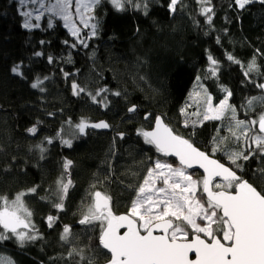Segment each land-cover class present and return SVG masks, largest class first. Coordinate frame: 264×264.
<instances>
[{
  "label": "trees",
  "instance_id": "16d2710c",
  "mask_svg": "<svg viewBox=\"0 0 264 264\" xmlns=\"http://www.w3.org/2000/svg\"><path fill=\"white\" fill-rule=\"evenodd\" d=\"M146 3L147 14L130 7L117 12L102 0L93 12L97 34L89 39L81 32L84 47L59 18L49 28L45 13L32 23L39 27L25 28L19 0H0V197L28 193L24 201L39 236L23 247L14 238L0 241V257L12 264L108 261L98 244L99 222L79 221L96 191L110 198L114 214L130 210L148 170L162 159L138 134L150 131L157 117L264 193V156L250 141L231 136V112L204 120V108L192 104L194 93L204 89L214 105L231 92L236 119L247 123L264 114V89L257 87L264 84V4L253 0L241 9L235 0H210L209 24L197 0H180L174 12L170 0ZM228 54L245 67L255 56L259 71L245 77ZM209 55L219 62L214 77L207 72ZM17 65L22 76L12 71ZM37 80L43 91L32 87ZM73 84L85 91L74 95ZM132 106L135 112L128 111ZM81 121H105L110 130L81 135ZM222 138L227 139L213 152ZM234 151L253 154L236 168L227 154ZM66 161H71L67 172ZM62 180H71V186L59 210L54 205L60 203ZM49 216L57 218L52 227ZM65 226L71 229L68 241L61 240ZM74 250L78 254L70 256Z\"/></svg>",
  "mask_w": 264,
  "mask_h": 264
},
{
  "label": "snow or ice",
  "instance_id": "6c2138e0",
  "mask_svg": "<svg viewBox=\"0 0 264 264\" xmlns=\"http://www.w3.org/2000/svg\"><path fill=\"white\" fill-rule=\"evenodd\" d=\"M117 12L127 9H143L147 14L146 0H108ZM180 0H170L169 10L176 11ZM201 5V15L211 24L213 8L210 0H197ZM253 0H235L236 5L243 9ZM23 5L39 4L38 8L23 11L24 27H39L31 23L34 16L39 22L41 17L49 14L48 27H53L52 20L59 18L64 26L77 38V42L88 45L80 37V28L74 20L84 28L90 29L88 38L95 36L98 30L96 17L92 15L102 0H19ZM264 4V0H260ZM219 43V41H217ZM67 43V41L65 42ZM40 55V53H36ZM227 59L239 64L244 70L245 77L252 72L259 71L255 56L245 67L239 60L228 54ZM209 68L207 72L216 76L219 62L208 56ZM51 62V58H49ZM13 73L22 76L20 66L12 69ZM46 79V78H45ZM200 77H197L199 82ZM43 82L37 80L33 88H41ZM73 94L79 95L85 89L73 84ZM202 87V86H200ZM264 89V84H257ZM227 92V89H223ZM98 92L96 96H99ZM119 95V93H115ZM197 96L201 93L197 92ZM204 120H220L231 112L234 121L229 128L231 136L239 141L242 138L255 145L259 154L264 156V114L258 120L245 122L236 119V109L228 103L231 92L218 105L213 104V98L204 89ZM257 98L247 101L251 108ZM93 102H98L93 96ZM135 106L128 109L135 112ZM183 111V110H182ZM199 115V109L196 113ZM147 118V117H146ZM194 124L197 122H193ZM258 125V133L255 131ZM187 126V122L185 123ZM108 128L105 122L89 124L81 121L77 125L81 135L85 129ZM35 132V129H30ZM145 143L153 145L157 152L164 156H175L181 167H174L170 163L156 161L154 168H150L142 184L136 191L128 214L116 215L112 211L110 198L99 191L93 194V201L87 213L79 221L80 224H90L93 221L100 224L99 244L111 254L108 264H264V193H261L247 180L237 175L233 168L226 167L216 159L199 151L193 144L165 126L160 117L156 118L154 131H140ZM227 138L217 142L213 152L219 151V145ZM51 142V141H49ZM71 146L70 141H64ZM228 158L236 168L242 166L237 161L248 160L253 154L244 152H229ZM71 161H66L64 169L67 172ZM198 166L203 169V179L194 180L186 169ZM264 175V169L261 170ZM219 177L220 182H215ZM202 185V193L199 192ZM71 186V180L58 182L60 203L54 206L63 210V199ZM234 189V191H233ZM36 189H29L35 193ZM28 193H17L14 199L0 197V241L15 239L18 246L23 247L27 241L39 238L35 226L31 223L32 212L27 208L24 196ZM206 197V199H205ZM56 217L47 218L48 226L52 227ZM121 229H125L121 233ZM190 230V231H189ZM159 233V234H157ZM71 229L65 226L61 240L68 241ZM70 252L69 255H73ZM78 254V253H75ZM194 254V258L190 257ZM0 264H12L11 261L0 257Z\"/></svg>",
  "mask_w": 264,
  "mask_h": 264
},
{
  "label": "rangeland",
  "instance_id": "374dc122",
  "mask_svg": "<svg viewBox=\"0 0 264 264\" xmlns=\"http://www.w3.org/2000/svg\"><path fill=\"white\" fill-rule=\"evenodd\" d=\"M53 2H54V0H53ZM45 3H47V0H45ZM23 7H24V11H31V10H33V9H35V8H38V7H39V4H36V5L27 4V5H23ZM22 12H23V10H22ZM35 14H36V13L34 12L33 19H32V21H31V23H33V22L35 21V19H34ZM92 15H93V13H92ZM63 23H64V22H63ZM74 23H76L77 27L80 28V37H82V36H81V32H82L83 30L86 31V32H88V33L91 31L90 29L84 28L82 25H80L78 20H74ZM67 29H68V28H67ZM68 30H69V29H68ZM69 32H70V31H69ZM75 38H76V37H75ZM204 100H205V96L203 95V93H201L200 96H197L196 93H194V98H193V100H192V104H193V105L198 104V105L200 106V108H204V107H205V105H204ZM257 120H258V119H257ZM255 131L258 133V131H257L256 129H255ZM158 161L166 162V163H170V164H172L174 167H180L178 164L174 163V162L171 161V160L165 159V158L159 159ZM154 166H155V164H154ZM154 166H153L152 168H154ZM188 173L190 174V172H188ZM191 175H192V177H193L194 180H198V181L201 180V179H200V176H199L198 174H195V173H194V174H191ZM199 192L202 194V185L200 186ZM189 231H190V230H189Z\"/></svg>",
  "mask_w": 264,
  "mask_h": 264
},
{
  "label": "water",
  "instance_id": "95a60500",
  "mask_svg": "<svg viewBox=\"0 0 264 264\" xmlns=\"http://www.w3.org/2000/svg\"><path fill=\"white\" fill-rule=\"evenodd\" d=\"M161 118V117H160ZM161 120H162V122H163V124L165 125V126H167L166 124H165V122H164V120L161 118ZM101 122H104V121H101ZM99 123V122H98ZM106 123V122H105ZM93 124V123H92ZM155 127H156V119L154 120V124H153V128L150 130V131H148V132H151V131H154L155 130ZM167 127H169V126H167ZM170 128V127H169ZM94 130V131H100V132H107V131H109V128H91V127H88V128H86L85 129V131L86 130ZM171 129V128H170ZM174 133V132H173ZM175 134V133H174ZM153 146V145H152ZM194 146V145H193ZM154 147V146H153ZM194 147H196V146H194ZM155 148V147H154ZM197 148V147H196ZM199 151H201L199 148H197ZM203 152V151H202ZM205 153V152H204ZM165 158L166 159H170V160H173L174 162H176L178 165H180L179 164V160H178V158L177 157H175V156H165ZM209 158H211V159H214V158H212V157H210L209 156ZM218 161V160H217ZM218 162H220V161H218ZM221 163V162H220ZM223 164V163H222ZM225 165V164H224ZM181 166V165H180ZM226 167H228L227 165H225ZM186 171L187 172H198V173H200L202 176H204V173H203V169H201V168H199L198 166H194L193 168H191V169H186ZM215 182H220V179H219V177H217L216 178V180L214 181V183ZM203 194V193H202ZM205 199H206V197H205ZM110 205H111V201H110ZM120 215H125V214H120ZM121 231V233H123L124 231H125V229H121L120 230ZM157 234H159V233H157ZM98 244H99V241H98ZM99 247H100V249L101 250H103L104 252H106L107 254H108V256H109V258L111 257V254L110 253H108L107 252V250H105V249H103L101 246H100V244H99ZM190 257H192V258H194V254H190ZM110 260V259H109ZM109 262V261H108ZM108 262H106L105 264H108Z\"/></svg>",
  "mask_w": 264,
  "mask_h": 264
},
{
  "label": "bare ground",
  "instance_id": "6f19581e",
  "mask_svg": "<svg viewBox=\"0 0 264 264\" xmlns=\"http://www.w3.org/2000/svg\"><path fill=\"white\" fill-rule=\"evenodd\" d=\"M101 122V121H100ZM105 122V121H104ZM98 123V122H97ZM89 124H92V123H89ZM154 124V123H153ZM166 124V123H165ZM168 126V125H167ZM109 128V127H108ZM153 128V127H152ZM89 130V129H88ZM88 130H86V131H88ZM110 130V129H109ZM172 130V129H171ZM256 130L258 131V125L256 126ZM86 131H85V133H86ZM92 131H94V130H92ZM173 131V130H172ZM148 132V131H147ZM174 132V131H173ZM84 133V134H85ZM175 133V132H174ZM83 134V135H84ZM176 134V133H175ZM186 139V138H185ZM194 145V144H193ZM195 146V145H194ZM157 151V150H156ZM202 151V150H201ZM204 152V151H203ZM159 153V152H158ZM159 154H161V153H159ZM162 155V158H165V156L163 155V154H161ZM213 158V157H212ZM166 159V158H165ZM215 159V158H214ZM168 160H170V159H168ZM217 160V159H216ZM171 161H173V160H171ZM219 161V160H218ZM174 162V161H173ZM174 163H176V162H174ZM222 163V162H221ZM177 164V163H176ZM224 164V163H223ZM180 166V165H179ZM181 167V166H180ZM198 174L199 176H200V179L202 180L203 179V176L200 174V173H198V172H190V174ZM234 191V190H233ZM130 211V210H129ZM129 211L127 212V213H122V214H128L129 213ZM120 215V214H119ZM99 241V240H98ZM103 251V250H102ZM106 253V252H105ZM107 254V253H106ZM108 255V254H107ZM109 257V256H108ZM110 259V258H109ZM109 259H108V261H109ZM107 261V262H108ZM106 263V262H105ZM104 263V264H105Z\"/></svg>",
  "mask_w": 264,
  "mask_h": 264
}]
</instances>
